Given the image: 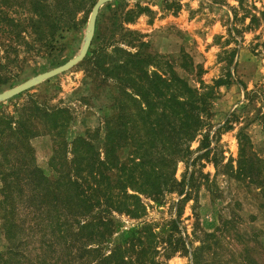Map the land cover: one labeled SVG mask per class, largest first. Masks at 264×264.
I'll list each match as a JSON object with an SVG mask.
<instances>
[{
	"label": "trees",
	"instance_id": "1",
	"mask_svg": "<svg viewBox=\"0 0 264 264\" xmlns=\"http://www.w3.org/2000/svg\"><path fill=\"white\" fill-rule=\"evenodd\" d=\"M87 1L22 0L23 20L10 16V5L16 0H0V83L18 47L28 45L23 32L53 49L54 33L73 25ZM103 6L109 15L100 23L98 9L90 45L81 60L90 66L87 75L95 89H110L108 104L97 108V125L71 134L72 110L63 104L49 105L38 96L14 114H0L1 193L11 196L4 218L6 238L12 249L20 243L15 236L21 228L14 216L16 204L21 203L35 214L42 242L38 248L57 250L50 264H167L176 252L190 253L192 264H200L210 233L191 248L179 234L178 209L175 218L158 230L155 223L143 219L150 206L141 197L158 206L164 192L180 186L173 177L175 164L188 159V144L196 135L206 140L204 119L214 87L227 82L204 84L201 68L182 48L174 62L150 51L148 40L125 27L151 13L139 0L132 4L113 0ZM259 17L264 22V8ZM257 20L250 16L249 27ZM176 68L193 80L179 75ZM81 102L90 105L89 97H81ZM40 135L50 138L47 161L52 178L33 162L30 140ZM206 147L193 161L207 158L210 150ZM249 148L244 139L236 160L239 174H246L242 164L257 161L250 159ZM188 194L185 191L183 198ZM180 201L186 200H177L175 207ZM120 215L137 222L123 227ZM17 258L19 254L9 248L0 254V264ZM46 261L40 264H49Z\"/></svg>",
	"mask_w": 264,
	"mask_h": 264
},
{
	"label": "rangeland",
	"instance_id": "2",
	"mask_svg": "<svg viewBox=\"0 0 264 264\" xmlns=\"http://www.w3.org/2000/svg\"><path fill=\"white\" fill-rule=\"evenodd\" d=\"M21 1L10 5L13 18H25ZM94 1L85 2L76 13L73 25L54 33L50 43L53 49H49L46 42L33 41L31 34L23 32L28 45L18 47L14 62L8 64L4 73L0 92L74 56L83 40ZM133 2L129 0V4ZM139 4L151 13L138 16L125 27L148 40L150 51L174 62L182 48L193 64L201 68L204 84L212 85L216 80L227 82L214 87L204 119L206 140L196 135L188 144V159L175 164L173 177L180 186L164 192L158 206L141 197L150 206L143 219L155 223L159 230L175 218L178 209L177 228L191 248L199 246L205 234L210 233L208 247L199 257L200 264H264V22L259 17L264 0H139ZM103 5L97 17L100 23L109 15ZM252 15L258 20L249 27ZM89 68L87 60H80L18 96L0 101V114H14L16 108L32 96H38L49 105L63 104L72 110L75 121L70 127L71 134L86 126H96L97 108L108 104L110 89L109 86L95 89L87 75ZM176 70L179 75L193 80L190 74ZM81 97H89L90 105L83 104ZM244 139L250 146V159L257 160L242 164L245 175L235 172L238 149ZM30 144L34 165L44 176L52 178L53 171L47 161L51 152L49 136H36ZM203 145L210 150L207 158L198 157L193 161L205 150ZM2 187L0 177V208L4 211L3 214L0 211V254L10 248L11 252L19 254L10 264H40L45 259L50 264L57 250L38 248L42 242L35 214L29 213L21 203L16 204L14 216L21 228L15 236L20 243L15 249L9 245L3 227L11 196L2 195ZM180 188L183 191L179 195ZM185 191L189 193L187 199L183 198ZM177 200L186 201H180L175 207ZM119 219L123 227L137 222L124 215ZM167 264H192L190 253L176 252Z\"/></svg>",
	"mask_w": 264,
	"mask_h": 264
},
{
	"label": "water",
	"instance_id": "3",
	"mask_svg": "<svg viewBox=\"0 0 264 264\" xmlns=\"http://www.w3.org/2000/svg\"><path fill=\"white\" fill-rule=\"evenodd\" d=\"M113 0H95L94 3L91 6V9L89 11L87 21H86V26H85V31H84V37L83 40L79 46V49L77 53L72 56L70 59L66 60L62 64L53 67L51 69H48L46 71H43L37 75H35L32 78H29L27 80H24L23 82L12 86L4 91L0 92V101H4L6 99H9L25 90L28 88L36 85L37 83L49 79L63 71L68 70L72 66H74L76 63H78L82 58L84 57L87 48L90 44V40L92 38L93 30H94V22L95 18L98 12V9L105 3L111 2Z\"/></svg>",
	"mask_w": 264,
	"mask_h": 264
}]
</instances>
